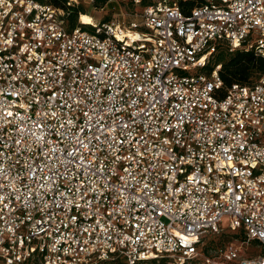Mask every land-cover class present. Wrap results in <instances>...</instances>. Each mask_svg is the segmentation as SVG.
<instances>
[{
  "label": "built area",
  "instance_id": "obj_1",
  "mask_svg": "<svg viewBox=\"0 0 264 264\" xmlns=\"http://www.w3.org/2000/svg\"><path fill=\"white\" fill-rule=\"evenodd\" d=\"M129 1L69 27L0 0V264H264V75L205 71L264 58V0Z\"/></svg>",
  "mask_w": 264,
  "mask_h": 264
},
{
  "label": "trees",
  "instance_id": "obj_2",
  "mask_svg": "<svg viewBox=\"0 0 264 264\" xmlns=\"http://www.w3.org/2000/svg\"><path fill=\"white\" fill-rule=\"evenodd\" d=\"M38 1L50 4L56 8L63 9L65 12V19L69 27H74L76 25L77 17H79V14L84 13L74 4L68 5V0ZM106 1L107 0H96V2L102 4L100 5V7H103ZM188 4L191 5V2L186 3V5ZM217 64H220L218 73L225 86H230L233 83L250 84L258 79L261 75H264V58L260 55L254 54L252 51L237 49L234 51H228L226 55L220 53L217 57ZM210 69L211 67L208 66V71ZM253 77H255V79ZM232 236L236 237V234H233ZM221 244L223 243L218 242L216 243L215 247ZM98 264L125 263L121 259H114L110 261H103Z\"/></svg>",
  "mask_w": 264,
  "mask_h": 264
},
{
  "label": "rangeland",
  "instance_id": "obj_3",
  "mask_svg": "<svg viewBox=\"0 0 264 264\" xmlns=\"http://www.w3.org/2000/svg\"><path fill=\"white\" fill-rule=\"evenodd\" d=\"M74 5L81 9L84 13H80L79 17H77L76 23L79 22L84 24H90L93 21H119L124 22L125 24L133 19L137 18L139 12L141 11V5H133L129 0H107L103 7H100L99 2L96 0H77L74 2ZM90 22V23H89ZM83 29L87 31H93L92 28L83 26ZM228 50L225 46H221L211 57L209 60L210 67L217 64L218 54L223 53L226 55ZM205 71H208L206 69ZM255 79V77H253ZM225 226V224H224ZM234 233L223 230L218 234H206L203 241V248L208 252L212 253L213 249L218 242H228L234 239L232 236ZM21 264H42L41 261L36 257H31L30 259L24 261ZM98 264V263H97ZM146 264H166L164 260H155L148 261Z\"/></svg>",
  "mask_w": 264,
  "mask_h": 264
},
{
  "label": "bare ground",
  "instance_id": "obj_4",
  "mask_svg": "<svg viewBox=\"0 0 264 264\" xmlns=\"http://www.w3.org/2000/svg\"><path fill=\"white\" fill-rule=\"evenodd\" d=\"M90 23V22H89ZM93 23V22H92ZM91 24V23H90Z\"/></svg>",
  "mask_w": 264,
  "mask_h": 264
}]
</instances>
